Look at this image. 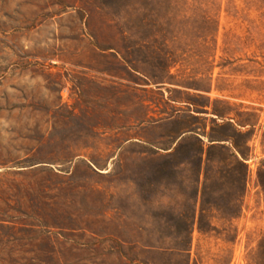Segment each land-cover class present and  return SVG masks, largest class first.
<instances>
[{"label":"rangeland","instance_id":"374dc122","mask_svg":"<svg viewBox=\"0 0 264 264\" xmlns=\"http://www.w3.org/2000/svg\"><path fill=\"white\" fill-rule=\"evenodd\" d=\"M0 264H264V0H0Z\"/></svg>","mask_w":264,"mask_h":264},{"label":"trees","instance_id":"16d2710c","mask_svg":"<svg viewBox=\"0 0 264 264\" xmlns=\"http://www.w3.org/2000/svg\"><path fill=\"white\" fill-rule=\"evenodd\" d=\"M128 63V67L133 69V70H136V71H139L135 66L131 65L130 63H132L131 61H127ZM133 64V63H132ZM216 140H220V139H212L211 142H214ZM212 146H214V143L211 144ZM239 152V150H238ZM237 151L233 152V156L234 158L242 165V166H245L246 167V164H245V157L244 155H240ZM241 153V152H240ZM242 154V153H241ZM245 172V179L247 178V170H244Z\"/></svg>","mask_w":264,"mask_h":264}]
</instances>
